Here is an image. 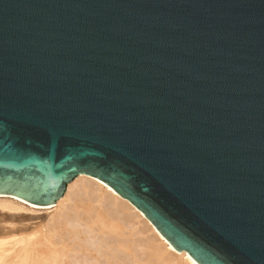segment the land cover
Segmentation results:
<instances>
[{"label": "water", "instance_id": "obj_1", "mask_svg": "<svg viewBox=\"0 0 264 264\" xmlns=\"http://www.w3.org/2000/svg\"><path fill=\"white\" fill-rule=\"evenodd\" d=\"M81 173L198 264H264V0H0V194Z\"/></svg>", "mask_w": 264, "mask_h": 264}, {"label": "bare ground", "instance_id": "obj_2", "mask_svg": "<svg viewBox=\"0 0 264 264\" xmlns=\"http://www.w3.org/2000/svg\"><path fill=\"white\" fill-rule=\"evenodd\" d=\"M48 210L33 223L22 211ZM0 264H198L96 178L78 174L46 206L0 194ZM9 224V225H7Z\"/></svg>", "mask_w": 264, "mask_h": 264}, {"label": "rangeland", "instance_id": "obj_3", "mask_svg": "<svg viewBox=\"0 0 264 264\" xmlns=\"http://www.w3.org/2000/svg\"><path fill=\"white\" fill-rule=\"evenodd\" d=\"M46 206V205H45ZM44 207V206H43ZM50 212L51 210H37L36 212H33L31 210H27V211H22L21 214L23 215V222L22 223H33L35 221L38 220V218L42 217L43 215H45L47 212ZM1 212V211H0ZM4 213H0V222L4 219L6 221H9V218H4L3 216ZM9 225V224H7Z\"/></svg>", "mask_w": 264, "mask_h": 264}]
</instances>
